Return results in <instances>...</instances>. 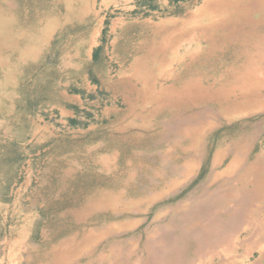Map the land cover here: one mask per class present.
<instances>
[{
	"label": "rangeland",
	"instance_id": "obj_1",
	"mask_svg": "<svg viewBox=\"0 0 264 264\" xmlns=\"http://www.w3.org/2000/svg\"><path fill=\"white\" fill-rule=\"evenodd\" d=\"M117 1L36 0L39 18L34 25L49 18V23L55 27L51 50L40 62L41 79L74 85L88 81L96 87L95 96L108 99L106 107L115 105L119 110L105 118L100 113L102 108L99 109L91 98L88 105L81 108L82 118L77 120V125L55 122L53 117H40L43 122L36 121L49 128L38 139L42 142H33L32 146L37 148L26 151L20 194L16 191L10 198L9 209H0V264H108L111 247L122 253L129 242L136 248L130 263L122 264H133L135 259H140L139 264H143L148 259L144 250L148 243V256L153 264H197L193 235L198 236L210 219L216 227L215 237L209 238L215 243V255L233 254L231 260H239L241 247L246 245L242 246L245 242L240 245L237 240L259 241L258 238L264 235V183L261 182L264 179L261 171L264 170V108L228 118L216 113V118L209 119L212 126L194 150L196 158L192 164L188 141L178 131H183V120H177L174 115L186 116L193 110H176L167 105L165 94L155 96L160 88L172 86L177 89L183 81L190 79L199 80L203 86L217 79L225 83L227 69L241 70L242 64L246 65L253 57L251 51L258 47L255 41L261 39V45L264 44V24L256 25L241 18L238 11L240 7L252 10L256 2L239 0L232 3L231 11L237 8L226 30L201 31L208 25L201 18L203 12L215 0ZM29 2L33 1L27 0ZM7 3L8 0H0L1 19L6 13L2 8L7 9ZM29 9L32 14L34 7ZM28 21L25 29L31 32L35 29L33 22ZM194 26L199 29L195 31ZM3 27L0 20V28ZM248 27L254 29L250 36L245 35ZM182 28L194 29L189 38L192 40L183 42L178 50L179 57L184 56L183 61L171 62L170 73L160 76L150 60L149 47L162 33H175ZM254 42L257 43L255 47ZM94 43L99 44L97 55L88 61L89 45ZM194 49H200L201 53L188 66L191 53L187 50L193 52ZM27 65L33 72V63ZM31 74L37 77V72ZM151 91H154L153 95ZM28 120L31 122L32 118ZM244 145H249L250 150L243 165L256 160L257 170L248 178H242L241 165L235 174L213 180L212 175L222 172L236 149ZM214 161L216 166L213 168ZM185 164L189 173L184 179L180 173ZM102 195L118 197V210L89 209ZM127 204L131 209L125 207ZM102 225L117 226L121 230L111 234L113 237L96 239L94 235L100 233ZM92 237L96 239L95 243L83 254L74 259L68 256L75 247L87 245ZM151 237L153 240L149 241ZM260 241L264 243V237ZM58 252L61 255H56ZM100 256L105 259H99ZM250 256L246 264H264L258 252H252ZM201 261L220 264L218 258L213 262L206 258Z\"/></svg>",
	"mask_w": 264,
	"mask_h": 264
},
{
	"label": "bare ground",
	"instance_id": "obj_2",
	"mask_svg": "<svg viewBox=\"0 0 264 264\" xmlns=\"http://www.w3.org/2000/svg\"><path fill=\"white\" fill-rule=\"evenodd\" d=\"M117 1V0H115ZM239 0H215L212 4L209 5L208 9L203 12V16L201 18L205 19L206 25L204 29H201V31H213V30H226L228 23L231 22L232 15L234 14L235 8H233V11L230 9V5L232 3H236ZM252 2L253 0H249ZM256 3V6L251 10L249 8H241L239 11V16L241 18H247L248 21H253L256 23L264 24V0H254ZM89 2V1H88ZM118 2V1H117ZM246 5V4H245ZM9 6V5H8ZM73 6V5H72ZM252 8V7H251ZM12 9V8H11ZM185 13V12H184ZM258 15V18L255 19L254 15ZM13 15V14H12ZM11 15V16H12ZM179 18V17H178ZM86 20V19H85ZM150 23V22H149ZM242 23V21H241ZM199 26L195 27V31ZM254 29L248 27L246 29L247 34L246 36H250ZM194 29L189 28H182L181 30L175 32V33H162L160 35V39L156 43L151 44L149 47V55L150 60L153 65H156L157 74L160 76H164L165 72L167 74L170 73L169 66L171 65V62L175 61H183L182 59L184 56L179 57L178 50L180 46L185 41H189L192 39L191 35L193 33ZM245 31V30H244ZM126 32V31H125ZM237 32V31H236ZM122 33V31H121ZM242 34V33H241ZM197 35V34H196ZM195 37V36H194ZM127 38V36H126ZM257 40V39H256ZM261 40V39H259ZM255 41L258 43V47L255 51H251V54L253 57H250L248 60V63L246 65H243V68L240 70L239 68H229L226 70L225 76H227V80L225 83H222L220 80H215L214 83H210L208 86H203L202 83L199 80L190 79L183 81L177 89H173L171 87L169 88H160L155 93L156 95L165 94L166 95V101L167 105H171L174 109H183L187 111L188 109L193 110V112H189L188 115L184 116L183 114H176L174 117H176L177 120H183V131L178 130L181 135H183V139L185 138L188 141L189 149H191V155L189 161L194 164L196 153H194V150L198 147L199 143H201L202 138H204L205 131H207L211 126V121L209 119L216 118L218 115L222 118H228L238 115H245L247 113H251L254 111H258L264 108V44L261 45L260 41ZM195 41V40H194ZM202 41V40H201ZM254 42V47L257 45V43ZM202 48V47H201ZM187 53H191L190 60L187 63L188 66L192 65L198 58V54L201 53V50L194 49L193 52L190 50H187ZM250 54V53H248ZM1 56V55H0ZM2 57V56H1ZM5 58V57H4ZM73 61V60H72ZM117 61V60H116ZM178 63V62H177ZM6 64V63H3ZM9 64V63H8ZM7 64V65H8ZM4 66V65H3ZM6 67V66H5ZM1 69V68H0ZM38 71V70H37ZM119 72V71H118ZM182 72V71H180ZM19 73V72H18ZM2 74V73H1ZM9 74V73H8ZM12 74V73H11ZM179 74V73H178ZM5 75V74H4ZM37 75V74H36ZM174 75V74H173ZM35 76V75H34ZM33 76V77H34ZM196 76V75H195ZM36 77V76H35ZM12 80V79H11ZM156 80V79H155ZM1 81V80H0ZM155 83V81L152 83V85ZM4 84V83H3ZM172 84V83H171ZM6 87V85H5ZM3 89V88H2ZM148 89V88H147ZM3 91V90H2ZM7 91V90H6ZM154 94V91H151V95ZM164 97V96H162ZM13 103V102H12ZM125 108V107H124ZM215 108V111L214 109ZM183 110L181 113H183ZM196 110L198 112H196ZM3 111V110H2ZM161 111V110H160ZM179 111V110H178ZM213 111V112H212ZM3 113V112H2ZM258 114V113H257ZM256 115V114H255ZM200 118V119H199ZM199 119V120H195ZM223 121V120H222ZM139 122V121H138ZM264 122V121H263ZM234 123V122H233ZM232 123V124H233ZM35 124V123H34ZM37 124V123H36ZM106 124V123H105ZM236 124V123H235ZM231 127V126H230ZM261 127V125H260ZM262 128V127H261ZM264 128V127H263ZM249 130V129H248ZM263 131V130H262ZM172 132V131H171ZM213 132V131H212ZM211 132V133H212ZM75 133V132H74ZM83 133V132H82ZM217 133V132H216ZM173 134V132H172ZM262 134V133H261ZM213 134H211L212 136ZM260 135V134H259ZM7 136V135H6ZM178 136V135H177ZM176 136V137H177ZM209 136V135H208ZM210 137V136H209ZM117 138V137H116ZM163 138V137H162ZM244 138V137H243ZM253 138V137H251ZM207 139V138H205ZM114 140V139H113ZM93 141V140H91ZM201 141V142H200ZM251 142V141H250ZM208 143V142H207ZM102 145V144H101ZM104 148V147H103ZM106 148V147H105ZM99 149V148H98ZM141 149V148H140ZM235 149V148H233ZM232 149V150H233ZM109 150V149H108ZM115 150V149H114ZM113 150V151H114ZM250 150L249 145H244L241 148H237L234 152V156L230 159L228 165L226 168L220 172L215 173L212 175L213 180L221 177H226L231 174H235L237 170L242 165V178H248L254 171L257 170L256 160L252 163L243 165L246 156ZM92 151V150H91ZM99 151V150H98ZM97 151V152H98ZM198 151V150H197ZM116 152V151H115ZM107 153V152H106ZM102 154V153H101ZM116 154V153H115ZM198 154V153H197ZM228 154V153H227ZM205 155V154H204ZM71 156V155H70ZM97 156V155H96ZM110 156V155H109ZM140 156V155H139ZM262 156V155H261ZM95 157V156H94ZM112 157V156H111ZM171 157V156H170ZM200 157V156H199ZM202 157V155H201ZM205 157V156H204ZM54 158V157H53ZM82 158V157H81ZM85 158V157H84ZM131 158V157H130ZM203 158V157H202ZM92 159V158H91ZM127 159V158H126ZM138 159V158H137ZM201 159V158H200ZM199 159V160H200ZM207 159V158H206ZM225 159V158H224ZM56 160V159H55ZM60 160V159H59ZM68 160V159H66ZM86 160V159H84ZM88 160V159H87ZM170 160V159H169ZM261 160V159H260ZM48 161V160H47ZM54 161V159H53ZM64 161V158H63ZM94 161V160H93ZM138 161V160H137ZM248 161V159H247ZM259 161V160H258ZM89 162V161H88ZM129 162V160H128ZM249 162V161H248ZM39 163V162H38ZM96 163V162H95ZM117 163V162H116ZM223 163V162H222ZM181 164V163H180ZM43 166V165H42ZM95 166V165H94ZM102 166V165H101ZM190 166V165H189ZM194 166V165H193ZM196 166V164H195ZM216 166L215 161L213 162V168ZM59 167V165H58ZM83 167V166H82ZM81 167V168H82ZM130 167V166H129ZM220 167V166H219ZM218 167V168H219ZM263 167V166H262ZM44 168V167H43ZM56 168V167H55ZM191 168V167H190ZM49 169V167H48ZM84 169V168H83ZM86 169V168H85ZM129 169V168H128ZM134 169V168H133ZM138 169V168H137ZM136 169V170H137ZM163 169V168H162ZM43 170V169H42ZM60 170V169H59ZM63 170V169H62ZM72 170V169H71ZM87 170V169H86ZM100 170V169H99ZM149 170V169H148ZM47 171V170H46ZM128 171V170H127ZM134 171V170H133ZM195 171V170H194ZM262 173H264V170H261ZM50 172V171H49ZM48 172V173H49ZM38 173V172H37ZM125 173V172H124ZM134 173V172H133ZM163 173V172H162ZM170 173V172H169ZM189 173V168H187V164L183 166V171L180 173V175L183 176V178H187V175ZM241 173V172H240ZM55 174V173H54ZM86 174V173H85ZM110 174V173H109ZM108 174V175H109ZM45 175V174H44ZM52 175V174H51ZM240 175V174H239ZM74 176V174H73ZM100 176V175H99ZM130 176V175H129ZM152 176H154L152 174ZM157 176V174H156ZM165 176V175H164ZM42 177V175H41ZM57 177V176H56ZM67 177V174H66ZM116 177V176H115ZM147 177V176H146ZM158 177V176H157ZM48 178V177H47ZM98 178V177H97ZM108 178V177H107ZM117 178V177H116ZM37 179V178H36ZM42 179V178H41ZM74 179V178H73ZM263 179V177H262ZM35 180V179H34ZM44 180V179H43ZM121 180V179H120ZM127 180V179H126ZM135 180V179H134ZM161 180V179H160ZM209 180V179H208ZM115 181V180H114ZM137 181V180H136ZM259 181H261L259 177ZM264 181V179H263ZM261 181L262 183H264ZM61 182V181H60ZM69 182V181H68ZM112 182V181H111ZM152 182V181H151ZM163 182V180L161 181ZM173 182V181H172ZM223 182V181H222ZM221 182V185H222ZM246 182V180H245ZM248 182V181H247ZM138 183V182H135ZM166 183V182H165ZM185 183V182H184ZM227 183V182H226ZM235 183V182H234ZM39 184V183H38ZM49 184V183H48ZM123 184V183H122ZM121 184V185H122ZM127 184V183H126ZM130 184V183H129ZM160 184V183H159ZM182 184V183H181ZM242 184V183H240ZM239 184V185H240ZM245 184V183H244ZM37 185V184H36ZM59 185V184H58ZM110 185V183H109ZM140 185V184H139ZM218 185V184H217ZM230 185V184H229ZM131 186V185H130ZM129 186V187H130ZM147 186V185H146ZM150 186V185H148ZM153 186V185H152ZM151 186V187H152ZM215 186V185H214ZM241 186V185H240ZM69 187V186H68ZM117 187V186H115ZM121 187V186H120ZM126 187V186H125ZM216 187V186H215ZM260 186H256V188H259ZM49 188V187H48ZM58 188V187H57ZM233 188H235L233 186ZM62 189V188H60ZM67 189V188H66ZM146 189V188H145ZM45 190V189H44ZM47 190V189H46ZM49 190V189H48ZM155 190V189H154ZM153 190V191H154ZM215 190V188H214ZM213 190V192H214ZM24 191V190H23ZM41 191V190H40ZM50 191V190H49ZM101 191V190H100ZM129 191V190H127ZM149 191V190H148ZM198 191V190H197ZM78 192V191H77ZM80 192V190H79ZM98 192V191H97ZM135 192V191H134ZM138 192V191H137ZM51 193V191H50ZM69 193V191H68ZM90 193V192H89ZM99 193V192H98ZM133 193V192H132ZM161 193V192H159ZM209 193V192H207ZM23 194V193H22ZM93 194V193H92ZM205 194V193H204ZM46 195V194H45ZM85 195V194H84ZM150 195V194H149ZM162 195V194H161ZM210 195V194H209ZM220 195V194H219ZM79 196V195H78ZM91 196V195H90ZM128 196V195H127ZM148 196V195H147ZM151 196V195H150ZM168 196V195H166ZM213 196V195H212ZM41 197V196H40ZM46 197V196H45ZM54 197V196H53ZM66 197V196H65ZM68 197V196H67ZM126 197V196H125ZM141 197V196H140ZM153 197V196H152ZM172 197V196H171ZM194 197V196H191ZM51 198V197H50ZM60 198V197H59ZM71 198V197H69ZM132 198V197H131ZM135 198V197H134ZM188 198V197H187ZM49 199V198H48ZM73 199V198H72ZM88 199V198H87ZM193 199V198H192ZM5 200V199H4ZM58 200V199H57ZM60 200V199H59ZM84 200V199H83ZM151 201V199H148ZM51 201V200H50ZM62 201V199H61ZM118 197H113L110 195H102L99 196L96 203L92 206L93 208L89 207V209H109L113 210L114 212L118 210L117 203ZM144 201V200H143ZM207 201V200H206ZM142 202V201H141ZM232 202V201H231ZM160 203V202H159ZM190 203V202H189ZM58 204V203H57ZM86 204V203H84ZM191 204V203H190ZM197 204V203H196ZM82 205V204H81ZM134 205V204H133ZM211 205V204H210ZM42 206V205H41ZM193 206V205H192ZM209 206V205H208ZM207 206V207H208ZM231 206V205H230ZM54 207V206H53ZM125 207L131 209V205L127 204ZM184 207V206H183ZM206 207V206H205ZM38 208V206H37ZM48 208V207H46ZM59 208V207H58ZM87 208V207H86ZM192 208V207H191ZM227 208V207H225ZM5 209V208H4ZM41 209V208H40ZM55 209V208H54ZM170 209V208H169ZM60 210V209H59ZM79 210V209H78ZM202 210V209H201ZM1 211V210H0ZM89 211V210H88ZM213 211V210H212ZM202 212V211H201ZM142 213V212H141ZM148 213V212H147ZM173 213V212H172ZM191 213V212H190ZM186 214V213H185ZM205 214V213H204ZM214 214V213H213ZM58 215V214H57ZM105 215V214H104ZM148 215V214H147ZM36 216V215H35ZM47 216V215H46ZM82 216V215H81ZM200 216V215H199ZM198 216V217H199ZM206 216V215H205ZM37 217V216H36ZM52 217V216H51ZM61 217V214L60 216ZM65 217V216H64ZM211 217V216H210ZM225 217V216H224ZM66 218V217H65ZM164 218V217H163ZM162 218V219H163ZM202 218V216H201ZM77 219V218H76ZM79 219V218H78ZM103 219V218H102ZM122 219V218H121ZM141 219V218H140ZM161 219V220H162ZM189 219V218H188ZM6 220V219H5ZM50 220V219H49ZM95 220V219H94ZM145 220V219H144ZM173 220V219H172ZM186 220V219H185ZM212 219H210L211 221ZM229 220V219H227ZM75 221V220H74ZM73 221V222H74ZM118 221V220H117ZM165 221V220H164ZM208 221V224L205 226H202V231L199 232L198 236L196 237L193 235V238H195V244L194 247V260L197 261V264H204L201 260L207 259L211 262L214 261L215 258H218V261L220 264H246V261L249 259V256L252 252H258L260 254L261 260H264V243H262L260 240L263 241V237H259L257 241L256 240H237V242L242 245L243 242L245 248L241 247L242 249V257L241 259L237 260H231L233 257V254H227L222 253L221 257H218L214 253V241H210V237H215L216 227L215 222ZM72 222V223H73ZM108 222V221H107ZM106 222V223H107ZM135 222V221H134ZM171 222V221H170ZM185 222V221H184ZM231 222V221H230ZM51 223V222H50ZM182 223V222H181ZM44 224V223H43ZM48 224V223H47ZM146 224V223H145ZM163 224V223H161ZM160 224V225H161ZM222 224V223H221ZM94 225V224H93ZM92 225V226H93ZM106 225V224H105ZM116 225V224H115ZM129 225V224H128ZM69 226V225H68ZM80 226V225H79ZM103 226V225H102ZM184 226V225H183ZM2 227V226H1ZM117 227V226H116ZM115 226H106L101 227L100 233L95 234V238H101L106 237L117 230H121L118 227ZM51 228V227H50ZM71 228V227H70ZM74 228V227H73ZM140 228V227H139ZM138 228V229H139ZM45 229V228H44ZM54 229V228H53ZM161 229V228H160ZM159 229V230H160ZM186 229V228H185ZM241 229V228H240ZM244 229V228H243ZM65 230V229H64ZM76 230V229H75ZM90 230V229H89ZM127 230V229H126ZM200 230L199 228L197 229ZM221 230V229H220ZM248 230V229H247ZM10 231V230H9ZM45 231V230H44ZM43 231V232H44ZM136 231V230H135ZM185 231V230H184ZM243 231V230H242ZM57 232V231H56ZM79 232V231H78ZM85 232V231H84ZM128 232V231H127ZM146 232V231H145ZM168 232V231H167ZM170 232V231H169ZM182 231H180L181 233ZM55 233V232H54ZM72 233V231H71ZM155 233V232H154ZM2 234V233H1ZM33 234V233H32ZM51 234V233H50ZM134 234V233H133ZM187 234V232H186ZM47 235V234H46ZM56 235V234H55ZM147 235V234H146ZM166 234H163V236ZM169 235V234H168ZM21 236V235H20ZM44 236V235H42ZM53 236V235H52ZM65 236V234H64ZM63 236V237H64ZM112 236V235H111ZM158 236V235H157ZM191 236V235H190ZM241 236V234H240ZM113 237V236H112ZM178 237V236H177ZM22 238V237H21ZM92 237V240H89L88 244L85 246L80 247H72V252L68 254V256L71 259H74L78 257L79 255L83 254V251L88 249L89 246H92L96 241V239ZM165 238V237H164ZM163 238V239H164ZM172 238V237H171ZM189 238V237H188ZM2 239V238H1ZM17 239V238H16ZM103 239V238H102ZM132 239V238H131ZM147 240V239H146ZM149 241H152L153 238H149ZM166 240V239H165ZM171 240V239H170ZM57 241V240H56ZM98 241V240H97ZM17 242V241H16ZM15 242V243H16ZM34 242V241H33ZM133 242V241H132ZM181 242V241H180ZM32 243V242H31ZM37 243V242H36ZM108 243V242H107ZM111 243V242H109ZM3 244V243H2ZM21 244V243H20ZM23 244V243H22ZM33 244V243H32ZM106 244V243H105ZM117 244V242H116ZM115 244V245H116ZM52 245V244H51ZM42 246V245H41ZM45 246V245H44ZM109 246V245H107ZM46 247V246H45ZM44 247V248H45ZM166 247V246H165ZM43 248V247H42ZM117 248V246L115 247ZM136 246L135 244L129 242L126 243V249L124 252H120L118 250H115L114 247L110 249L108 256L110 257V262L108 264H122L125 262H129L130 258L133 257V252L135 250ZM155 248V247H154ZM236 249V248H235ZM145 252L147 251V254H150V247L149 243L148 245L144 246ZM220 250V249H219ZM26 251V250H25ZM107 251V250H106ZM154 251V250H152ZM151 251V252H152ZM218 251V250H217ZM236 251V250H235ZM19 252V251H18ZM34 252V251H33ZM45 252V251H43ZM158 252V251H157ZM239 252V251H237ZM35 253V252H34ZM38 253V251H37ZM40 253V251H39ZM143 253V252H142ZM24 254V253H23ZM105 254V253H104ZM163 254V253H162ZM182 254V253H181ZM239 254V253H238ZM56 255H61L59 252L56 253ZM147 255V260H144L143 264H153V261L151 260L150 256ZM153 255V254H152ZM38 256V255H37ZM43 256V255H42ZM83 256V255H82ZM182 256V255H181ZM256 256V255H255ZM33 257V256H32ZM97 257V256H96ZM251 257V256H250ZM183 258V256H182ZM29 259V258H28ZM101 260L105 259V256H100ZM132 259V258H131ZM254 259V258H253ZM9 260V259H8ZM15 260V259H14ZM49 260V259H48ZM183 260V259H182ZM191 260V259H190ZM213 260V261H212ZM107 261V260H105ZM140 259H135V261H132L133 264H139ZM40 262V261H39ZM65 262V261H64ZM260 262V261H259ZM28 264V262H26ZM52 263V262H51ZM75 263V262H74ZM92 263V262H91ZM90 263V264H91ZM130 263V262H129ZM6 264V263H5ZM9 264V263H8ZM81 264V263H80ZM83 264V263H82ZM102 264V263H101ZM259 264V263H256Z\"/></svg>",
	"mask_w": 264,
	"mask_h": 264
},
{
	"label": "crops",
	"instance_id": "obj_3",
	"mask_svg": "<svg viewBox=\"0 0 264 264\" xmlns=\"http://www.w3.org/2000/svg\"><path fill=\"white\" fill-rule=\"evenodd\" d=\"M32 1L27 3V0H8L7 9L2 8L6 16L0 18L4 26L0 28L3 29L0 33V209L3 210L11 206L10 198L15 192L18 195L21 192L20 175L24 173L27 162V149L34 151L37 147L32 146L33 142H42L38 139L49 128L36 124V121L43 122L40 117H53L55 122L77 125V120L82 118L81 108L88 105L91 98L99 109L102 108L99 111L105 118L119 110L115 105L106 107L108 99L95 96L96 87L91 86L88 81L74 85L41 79L40 62L43 55L51 50L55 27L49 23V18L34 25L39 18V8L36 0ZM27 5L34 7L32 14ZM27 20V23L33 22L35 30L27 32ZM89 47L88 61L90 57H96L99 44H90ZM28 63H33V72ZM35 72L37 77L31 74ZM27 118H32L31 122ZM7 165L8 168H4Z\"/></svg>",
	"mask_w": 264,
	"mask_h": 264
},
{
	"label": "trees",
	"instance_id": "obj_4",
	"mask_svg": "<svg viewBox=\"0 0 264 264\" xmlns=\"http://www.w3.org/2000/svg\"><path fill=\"white\" fill-rule=\"evenodd\" d=\"M169 1L173 2V1H178V0H169ZM73 123H74V122H73Z\"/></svg>",
	"mask_w": 264,
	"mask_h": 264
}]
</instances>
